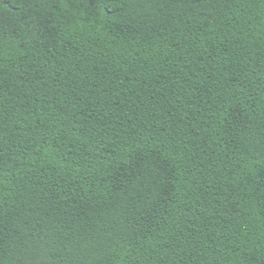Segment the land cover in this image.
<instances>
[{
  "label": "trees",
  "instance_id": "trees-1",
  "mask_svg": "<svg viewBox=\"0 0 264 264\" xmlns=\"http://www.w3.org/2000/svg\"><path fill=\"white\" fill-rule=\"evenodd\" d=\"M0 264H264V0H0Z\"/></svg>",
  "mask_w": 264,
  "mask_h": 264
}]
</instances>
